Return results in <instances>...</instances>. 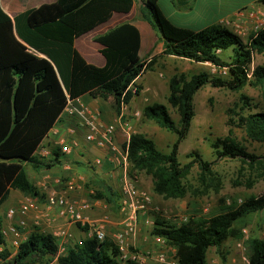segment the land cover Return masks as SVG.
I'll use <instances>...</instances> for the list:
<instances>
[{"label": "trees", "instance_id": "1", "mask_svg": "<svg viewBox=\"0 0 264 264\" xmlns=\"http://www.w3.org/2000/svg\"><path fill=\"white\" fill-rule=\"evenodd\" d=\"M4 0H0L1 4ZM11 8L17 0H5ZM135 0H56L27 9L14 17L0 5V207L8 199L10 190L24 196L44 198L42 191L29 180L26 167L34 173L62 165L60 147L47 148L50 157L35 155L50 130L55 126L69 101L89 95L111 101L116 112L139 94L137 79L152 70L156 58L172 56L194 63H208L216 68L227 67L226 77L206 73H179L168 81L167 104L175 110L174 121L166 105L153 103L143 109V115L160 128L176 136L168 152L159 150L152 139L131 134L126 148L128 173L143 172L150 176L152 192L165 199H181L187 194L184 181L192 168L197 167L201 194L217 191L212 176L213 162L203 159L196 151L186 155L190 160L181 164L179 146L187 137L195 116L193 99L206 85L239 92L247 85L260 91L264 101V66H256L248 74L253 54H264V27L251 33L246 42L228 28L210 26L192 30L173 24L156 7L157 0H146L139 8V16L155 32L162 51L150 60H141L140 33L128 23H121L94 37L101 46L99 53L105 60L103 67L87 63L74 48L75 39L106 23L113 13L128 14ZM264 7V0H257ZM5 9V8H4ZM7 12V10L5 9ZM13 14L14 11L8 12ZM79 42V39L76 41ZM231 51L223 58L222 53ZM131 87L136 88L133 95ZM237 110H228V136L217 138L211 148L216 160L237 159L250 166L258 158L247 152L231 137L232 129L244 130L246 137L264 142V110L253 112L256 105L242 95ZM81 165L82 163H77ZM89 167V166H88ZM93 170L94 167L90 166ZM264 176V172H263ZM95 183V182H94ZM95 200L119 210L120 193L97 179ZM264 211V194L252 196L237 206L221 208L212 217L190 214L179 226H172L156 218L153 235L162 237L176 249L177 264H207V252L214 247L225 262L222 245L229 239H240L235 223L250 214ZM85 229V228H84ZM2 264L10 250L2 238ZM247 264H264V238H252ZM58 252L54 237L37 228L23 241L14 261L19 264H44ZM117 250L110 240L99 242L85 238L68 246L59 255L58 264H116ZM133 264V263H130Z\"/></svg>", "mask_w": 264, "mask_h": 264}, {"label": "rangeland", "instance_id": "2", "mask_svg": "<svg viewBox=\"0 0 264 264\" xmlns=\"http://www.w3.org/2000/svg\"><path fill=\"white\" fill-rule=\"evenodd\" d=\"M17 1L23 3L25 0ZM54 1L55 0H39L37 4H34L33 2H35V0H31L29 5H27L26 8H22V10L37 8L42 4H49ZM243 1L244 0H229L227 3H230V5H237ZM156 7L165 18L168 19L169 17L179 26L192 30H200L208 26L210 27L212 24H214L213 22H215L214 14H210L209 16H201L187 21L183 16L175 14L176 12L173 11V6L170 4V0H159V3L156 2ZM131 20L133 22H139L140 16L138 9L135 13L134 19ZM216 26L228 28L225 22ZM256 26L257 21H254V23L251 24V30L240 35V38L243 40V42H246L249 35L255 32ZM100 29L101 28H98L96 32ZM82 37L78 39H81ZM148 50L149 45L147 44L140 52V57L142 60H146L148 56ZM230 54L231 51H227L222 53V56L223 58H226ZM177 61L178 60H174L173 64H177ZM170 64L171 63H169V65ZM256 66H264V54H253L252 68ZM198 73H206L211 77H220L218 68L208 63L199 65L198 68L190 72L188 76ZM154 77H158V73L154 71H147L143 78L148 80ZM242 95L249 98L252 105H256V108L253 110V112L264 110V101L260 91L251 85H247L239 92H232L223 88H213L210 85H206L205 87L201 88L193 99L195 116L190 125L191 132H189L187 139L183 141L179 147L178 158L181 164H186L190 161L186 155L192 151L199 153L204 160L213 162L212 176L210 178L213 180L214 184L216 183L217 191L212 188L206 194L200 193L202 191V186L198 181L199 171L197 167L194 166L184 181L187 194L183 198L165 199L161 196L153 194L152 190L149 192L153 200V206L158 209V212H147L146 216L148 218L153 221H155L156 218L163 219L167 221L169 225L179 226L182 224V222L179 220V218L182 216L189 217L190 214H194L205 218L212 217L221 213V208L237 206L252 196L256 197L264 194V142L251 141L246 137L244 130L239 128L232 129L231 137L235 139V141L238 142L242 147H244L248 153L253 154L258 158L257 163L252 166L237 159L216 160L210 145L217 138H224L228 136L229 127L226 124L228 120L227 112L230 109L237 110V108L241 106L239 104V99ZM98 100L103 101L101 99ZM103 102H106L105 106L110 108L109 100ZM153 103L166 105L173 120H178L175 110L167 104L165 96L160 97L158 101H150V104ZM139 117L140 119H143L144 115L141 113ZM148 135V138L152 139L157 145V148L163 152H168V146L176 138L174 134L163 128H160L152 121L151 130ZM196 140H198V142ZM77 163L78 162H71V164L67 163L68 165H72L73 169L71 167L70 169L66 170L62 169V174L60 176L61 181L58 182L60 186L51 187L57 191H64L66 182L72 179L77 180L78 176H84L85 174L89 177L90 181H92L93 170L89 168L90 166L84 163L78 165ZM25 169L28 177L30 176V179L33 181L34 172L29 166H27ZM79 169L82 172L79 171ZM139 175L150 178V176H147L143 172H135L132 174V176H130L135 181H138ZM96 185V182L91 183L84 182L82 180L79 181L80 188L78 190L85 194L84 201L89 203L91 208L93 207V204L98 201L94 198L96 190L94 187ZM75 193L76 191L74 190L72 195H75ZM17 204L18 202L16 200L11 206H16ZM5 208H3L0 212L4 213V211L7 209ZM112 210L113 212L117 211L113 206H109L108 210L105 211V214L110 216V214L113 213ZM205 210L206 212H204ZM105 214L101 217L106 216ZM0 225L2 226L1 221ZM235 227L240 230L241 238L229 239L222 245L221 249L225 253V262H222L221 257L217 254L216 249L212 247L207 252V264H246V260H248L249 255V241L252 238H264V211L248 215L246 218L236 222ZM152 229L153 227L150 228L143 224V217H140L138 234L136 236V245L139 249L150 247L152 242ZM33 230V225H31L28 229V233L26 234V239L33 232ZM84 230L87 233V227H85ZM2 238L6 241L4 236Z\"/></svg>", "mask_w": 264, "mask_h": 264}, {"label": "crops", "instance_id": "3", "mask_svg": "<svg viewBox=\"0 0 264 264\" xmlns=\"http://www.w3.org/2000/svg\"><path fill=\"white\" fill-rule=\"evenodd\" d=\"M30 1L31 0H25L23 3L18 1L16 2L18 4H16V6H14L13 8H11L5 0L2 2V4L0 2V5L4 12L12 18L15 15L25 11V9L22 10V8H26L27 5H29ZM145 1L146 0H135L133 8L128 14L113 13L111 18L106 23L83 35V37L81 36L82 38L79 39L78 43L76 42L78 38L75 39L74 48L76 49V51L84 58L87 63L92 64L96 67H103L105 65V60L99 53L101 46L94 42V37L98 34L104 33L108 29L114 28L121 23L128 22L134 25L140 33V49L138 52L139 58L142 60V58L140 57V52L147 44L149 45V50L147 52L148 56L146 60H150L153 56L159 55L162 51V43L159 42L155 32L150 27V25L142 20L141 17L139 22H133L131 20L134 19L137 9L139 10L140 6H142ZM227 1L229 0H170V4L173 6V11L176 12L175 14L183 16L187 21L201 16H209L210 14H214L215 22H213L214 24H212L211 26L220 25L221 23L225 22L228 26V29L237 36L239 33H245L251 30V24L256 21L254 17L250 15L251 12L255 14V18L260 17V14H264V7L259 4L257 0H244L237 5H230V3H227ZM38 2L39 0H35V2L33 3L37 4ZM157 2L159 3V0H157ZM4 8L7 10V12ZM11 10H14V13L12 15L8 13ZM168 20H170L173 24H176L169 17ZM98 28L101 29L96 32ZM174 60H178L177 64H173ZM169 63L171 64L169 65ZM199 65H201V63H194L186 59H180L172 56L156 58L153 69L148 71H154L158 73V77L145 80L143 77L147 72L146 71L137 79L136 84H139L141 86V89L139 91V94L137 96H134L129 104H126L124 116L122 118H120V112H116V110L112 107L110 100V108H107L105 106L106 102L95 99L89 95H85L78 99L82 103L87 105L90 109L99 111L100 119L104 124L118 125L119 120L122 119V122L127 121L129 123L130 134L138 133L148 138V134L151 130V121H149V119H147L146 117L140 119V117L135 116V113H139V115H141V113L143 114L144 107L150 105V101H158L160 97H167L168 81L172 76L176 75L177 73H184L188 75L193 70H196ZM71 130L72 133L70 132ZM53 131H55L56 133H54ZM189 132H191L190 128ZM84 135L85 127L82 125L79 119L74 116L69 117L63 112L55 126L50 130L46 138L42 141V145L47 148H57V146L60 147V143L62 141H66L65 143L69 145L71 144V142H75L77 145L69 154H65L62 156L61 166L53 168L51 170L34 173L33 181L30 179V176L28 177L29 180L32 181L39 190H41V188L45 184L50 187H59L60 184H58V182L61 181L60 176L62 174V169L66 170L70 169V167L73 169V166L68 165L67 163L71 164V162H81L94 167V174L92 175V181H90L89 177L86 176V174L84 176H78L77 180L92 183L96 182L97 179H101L106 181L109 186L119 192L120 181L123 175V167L121 163L113 159V155H111L107 150L98 148L94 143L86 142L84 140ZM187 137L183 141H185ZM126 140L127 135L125 131L122 129V127L117 126L115 143L117 144V146L123 148ZM196 141L198 142V140ZM96 160H100V163L98 165H94V161ZM79 171L81 170L79 169ZM136 184L148 193L152 190V183L150 178L139 175V180L136 181ZM79 188L80 186L75 189V195H72L74 191L68 192L67 195L78 201H83L85 198V194L82 191H79ZM22 197H24V195L19 191L10 190L9 197L1 205L0 211L5 207H10L15 203L16 200L19 203ZM37 200L40 212L45 214L44 216L43 214L41 215L42 220L40 223V227L37 228L38 230L43 233L52 234V232H54L56 229L66 227L68 230L70 229L69 231L72 233L75 240H82L88 237L83 228H80L76 225L74 226L66 224L67 222L58 216L56 210H52L49 212L45 211L43 208L44 198H37ZM108 207V205L98 200L93 204V207L91 209L84 212V215L90 220L98 219L105 214V211L108 210ZM204 212H206V210ZM3 215L4 213L0 212V221L2 223V226H5L7 223ZM105 215L106 217H109L111 221V223L107 226L108 235L116 233L122 229V216L119 213V210L113 212L112 214H110V216H107V214ZM32 216L34 219L35 213L28 216L29 222Z\"/></svg>", "mask_w": 264, "mask_h": 264}, {"label": "built area", "instance_id": "4", "mask_svg": "<svg viewBox=\"0 0 264 264\" xmlns=\"http://www.w3.org/2000/svg\"><path fill=\"white\" fill-rule=\"evenodd\" d=\"M257 21L255 32L264 27V14L255 18V14H250ZM244 33H239L238 37ZM253 70L252 65L248 77ZM220 77L228 75L227 67L218 68ZM133 95L136 94V88L131 87ZM126 105L122 104L120 109V118L124 116ZM64 113L69 117H77L85 127L84 140L88 143H94L98 148L107 150L113 159L119 161L123 167V175L120 181V201L119 213L122 216V229L111 235H107V226L111 223L109 217H101L90 220L84 212L91 209V205L86 201H78L67 195L68 192L74 191L79 186V181L70 180L65 184L64 191H57L46 184L41 188L44 195V210L49 212L56 210L59 217L64 219L70 225H76L80 228L87 227V236L95 237L97 241L102 242L110 240L117 250L116 264H177L176 249L169 245L162 237L151 235L152 242L150 247L139 249L136 243L138 234L139 219L143 217V224L147 227H154V221L146 216L147 212H158V209L153 206L151 195L140 188L136 181L128 173V158L127 145L130 138V125L127 121L119 120L118 125L104 124L99 116V111L90 109L79 99L69 101ZM139 117V113H135ZM117 126L122 127L127 135V140L123 148L115 143V135ZM56 133L55 131H53ZM72 133V130L70 131ZM66 141L60 143V153L62 155L69 154L77 145L75 142L66 144ZM35 155L38 157H50V151L42 144L36 149ZM100 160L94 161V165H98ZM33 216L29 222L28 216ZM38 207L37 198L24 196L16 206H10L4 211L5 226H1L2 237L6 238V248L10 250L9 255L4 261L6 264H19L14 261V257L20 244L25 241L26 234L31 225L33 229L40 227L41 215ZM45 214H43L44 216ZM180 222L184 223L188 220L187 216L179 218ZM52 237L55 238L58 252L47 263L58 264L57 258L59 255L65 254L68 246L72 243H79L75 240L72 233L67 228H59L52 232ZM5 245H0V252H3ZM3 260L0 258V264ZM248 260H246V264ZM216 264V263H212Z\"/></svg>", "mask_w": 264, "mask_h": 264}]
</instances>
